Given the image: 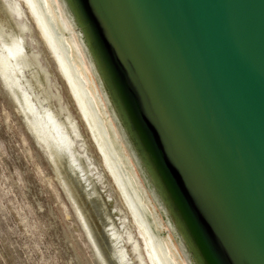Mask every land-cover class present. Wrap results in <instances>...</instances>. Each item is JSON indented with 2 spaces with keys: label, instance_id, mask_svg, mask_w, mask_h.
Wrapping results in <instances>:
<instances>
[{
  "label": "water",
  "instance_id": "water-1",
  "mask_svg": "<svg viewBox=\"0 0 264 264\" xmlns=\"http://www.w3.org/2000/svg\"><path fill=\"white\" fill-rule=\"evenodd\" d=\"M189 264H264V0H59Z\"/></svg>",
  "mask_w": 264,
  "mask_h": 264
},
{
  "label": "bare ground",
  "instance_id": "bare-ground-1",
  "mask_svg": "<svg viewBox=\"0 0 264 264\" xmlns=\"http://www.w3.org/2000/svg\"><path fill=\"white\" fill-rule=\"evenodd\" d=\"M25 1L54 56L121 201L143 236L153 264H189L172 234L165 230V224L153 206L132 156L106 107L90 62L79 36L71 27L65 8L59 0ZM0 11L3 13L0 23L6 31L9 27L5 28L9 9L7 6L0 7ZM8 34H5L9 36L7 38L0 37V81L11 91L29 129L46 150L54 174L72 202L99 263L130 264L119 227V212L114 209L104 191L92 182L70 142L72 139L65 135L69 133V126L78 133V126L71 116L65 114L66 120L60 121L57 112L52 111L49 105L47 108L41 107L35 94L27 90L26 81L31 80L34 84L38 77L33 74L31 58L22 50L21 41L12 32ZM37 54L35 51L30 55L34 58ZM42 95V101L49 99L47 94ZM131 219L128 217L129 224L125 232L133 240L135 229ZM133 242L138 264H147L141 246L136 239Z\"/></svg>",
  "mask_w": 264,
  "mask_h": 264
},
{
  "label": "rangeland",
  "instance_id": "rangeland-1",
  "mask_svg": "<svg viewBox=\"0 0 264 264\" xmlns=\"http://www.w3.org/2000/svg\"><path fill=\"white\" fill-rule=\"evenodd\" d=\"M5 6L9 9L5 28L9 27L6 32L0 23V37L7 38L5 34L11 32L18 37L22 50L31 58L33 74L38 77L34 84L26 81L27 90L35 94L41 107L49 105L57 112L60 121L66 120L64 114L74 120L78 133L69 126L65 135L72 139L70 142L92 182L119 212L127 261L138 264L133 250L136 239L145 262L153 264L143 236L120 199L28 4L25 0H0V7ZM35 51L38 54L33 58L30 54ZM42 94L49 99L42 101ZM12 99L11 91L0 81V264H100L72 202L54 174L46 150ZM128 217L135 229L133 240L125 232Z\"/></svg>",
  "mask_w": 264,
  "mask_h": 264
}]
</instances>
